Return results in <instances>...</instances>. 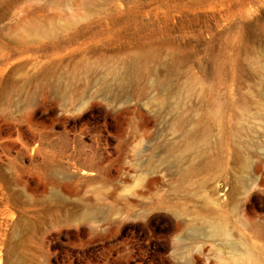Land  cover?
<instances>
[{"label":"rangeland","instance_id":"rangeland-1","mask_svg":"<svg viewBox=\"0 0 264 264\" xmlns=\"http://www.w3.org/2000/svg\"><path fill=\"white\" fill-rule=\"evenodd\" d=\"M246 259L264 0H0V264Z\"/></svg>","mask_w":264,"mask_h":264},{"label":"bare ground","instance_id":"bare-ground-1","mask_svg":"<svg viewBox=\"0 0 264 264\" xmlns=\"http://www.w3.org/2000/svg\"><path fill=\"white\" fill-rule=\"evenodd\" d=\"M212 227V230L214 229V232H212L213 233V235H224V236H228V233H227V230L225 229V228H218V227H216L215 225H212L211 226ZM254 249L253 248H251L250 247V249L247 251V255H248V257H250V256H252V251H253ZM259 253V252H258ZM255 255V254H254ZM254 257V256H253ZM259 257V256H258ZM255 258H256V256H255ZM260 258V257H259ZM262 259V258H261ZM264 260V259H263ZM262 260V261H263ZM247 261H248V259H246V260H243L242 261V264H247ZM259 262V261H258ZM262 263V262H261Z\"/></svg>","mask_w":264,"mask_h":264}]
</instances>
